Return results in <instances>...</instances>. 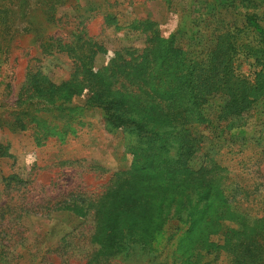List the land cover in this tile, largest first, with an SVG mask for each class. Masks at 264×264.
Here are the masks:
<instances>
[{"label": "trees", "instance_id": "trees-1", "mask_svg": "<svg viewBox=\"0 0 264 264\" xmlns=\"http://www.w3.org/2000/svg\"><path fill=\"white\" fill-rule=\"evenodd\" d=\"M62 1L35 0V8L45 13L50 21L54 17L52 11L61 6ZM28 5L29 0H0V25L8 27L13 17L17 18L20 13L25 15ZM243 17L252 35L251 40L248 38L246 43L242 42L246 40L241 38L240 30L228 28L216 31L212 50L200 59L174 47V36L161 41L148 37L142 48L126 50L107 69L94 73L92 66L97 45L88 38L84 40V35L80 37L78 30L72 40L52 36L40 45L41 49L49 46L68 54L74 65V76L69 86L75 88L80 84L85 87L88 95L85 105L102 111L103 123L108 130L127 132L136 146H145L151 152L146 161L133 162L132 170L115 175L106 194L94 199L82 194H68L61 201L49 199L35 209H27L22 200L29 181L17 175L3 177L0 264H26L19 261L23 254L14 251L27 241L28 229L22 218L34 214L50 216L52 210L66 211L91 222L88 237L92 244L98 245L95 257H104L99 258L96 264H102V260L119 251L134 253L135 247L140 245L148 252L154 251L153 244L159 235L163 237L169 231L167 241L171 240L175 236L171 229L179 230L177 227L180 224L188 222L193 223L188 231L194 230L192 236L186 240L192 249L204 250L208 256L224 252L229 259L228 264H264V224L261 229L238 230L234 234L220 223L228 219L243 229L246 223L253 220L264 222V175L260 170V159L256 158V155L260 157L264 154L261 145L264 120L259 123L262 130L255 140L256 149L240 147L233 153L243 155L237 161V172L247 171L250 175L247 178L242 179L239 175L230 180L218 178L214 171L226 168L213 164V169L208 170L204 165L205 161H210L206 152L199 169L194 172L189 169L190 162L198 157L206 144L229 141L226 137L229 135V132L226 133L229 124L238 125L237 128L249 127V121L255 117L254 104L264 103V27L256 14H245ZM107 19L114 21L110 15ZM137 23L141 24L139 20ZM198 38L195 40L200 42ZM240 56L253 63L251 77L235 73L234 66ZM40 90L41 96L46 90L43 83L9 113L0 105V130H32L38 147L51 138L62 139L61 133L52 132L42 124L49 122L54 130L60 127L63 133V128H67L63 121L66 115L70 124L77 121L75 124L81 125L84 114V108H60L45 109L36 116L32 109L33 100ZM3 114L6 116L3 117ZM5 152L6 147L0 143V158L5 156ZM151 173L164 177L162 180L168 182V188L171 186L170 178L181 176L180 187L183 189L178 199L163 196L154 202L152 196L146 195L144 185L138 189L141 194L134 190L136 184H143L138 178L144 181L143 175ZM205 173L208 176L203 178ZM197 213L208 216L210 227L217 228L215 233L219 230L224 236L229 232L232 235L228 240L225 238L221 245L208 242L207 234L198 229L205 216L196 218ZM225 228L224 233L222 230ZM70 238L73 239V233L66 234L54 246L52 253L58 257L66 255L64 251L71 242ZM39 258L42 261L37 264H52L42 256ZM200 258L201 264H210L203 263L201 255ZM191 263L200 264L199 261Z\"/></svg>", "mask_w": 264, "mask_h": 264}, {"label": "rangeland", "instance_id": "rangeland-1", "mask_svg": "<svg viewBox=\"0 0 264 264\" xmlns=\"http://www.w3.org/2000/svg\"><path fill=\"white\" fill-rule=\"evenodd\" d=\"M62 2L61 6L52 11L54 17L50 21L45 13L35 8V0H29V8L25 15L20 13L17 18L13 17L8 27L0 25V105L5 107L6 112H11L35 91L36 86L43 83L45 92L40 96L39 94L42 93L40 90L33 100L35 104L32 109L35 115L45 109L84 108L82 124H75L77 121L70 124L66 115L63 121L67 128H63L62 133L60 127L54 130L53 125L45 122L42 124L43 127L48 126L52 132L61 133L62 139L51 138L39 147L34 142L32 130L25 132L0 130V143L6 147L5 156L0 158V204L4 199L1 180L8 175H17L29 181L22 198L27 209H35L49 199L61 201L63 197L69 195L82 194L91 199L97 198L107 193L115 175L130 170L133 162L146 161V157L151 152L145 146H136L127 132L120 129L108 130L103 123L102 111L85 105L88 96L85 87L80 84L75 85V88L69 86L74 76L72 59L66 52H59L56 48L49 46H45L46 49L40 48V45L48 42L50 37L69 41L78 30L80 37L84 35V40L88 38L96 43L97 52L92 66V72L95 73L107 69L112 61L124 55L126 50L142 48L148 37L161 41L174 36V47L189 53L190 57L200 59L212 50L216 31L228 28L232 31L240 30L241 38L246 40L242 42L246 43L248 38L251 40L252 35L244 24L245 14H256L260 25L264 27V0H63ZM108 15L112 16L114 21L107 19ZM138 20L141 24L137 23ZM196 37L200 38V42L195 40ZM252 65V62L240 56L234 66L235 73L251 77L254 71ZM253 111L255 117L249 121V127L237 128L238 125L229 124L226 130V133L229 132L226 136L229 141L221 143L214 141L206 144L201 153L197 154L198 157L190 162V172L199 169L206 152L205 155L210 161H205L204 165L208 170L213 169V164L226 168L224 171L220 169L214 171L218 178L230 180L235 175H239L242 179L250 176L247 171L237 172L239 169L237 161L243 155L233 153L240 147L248 149L257 147L255 140L262 130L259 123L264 120V103L254 104ZM4 116L6 114H3ZM262 144L264 147V140ZM256 158L260 159V170L264 175V154L260 157L256 155ZM206 176H208L206 173L202 175L203 178ZM143 177L144 181L138 178L139 183L143 184H136L134 190L141 194L142 191L138 189L144 185L147 189L146 195L152 196L154 202L163 196L167 199L173 196L176 200L183 189L180 187L183 180L181 176L177 179L170 178L169 188L168 182L162 180L164 177L156 176L154 173L144 174ZM194 178L197 182L198 177ZM163 185L165 186L162 187ZM52 211L50 216L34 214L22 218L25 228L28 229L27 241L14 250L23 254V258L19 259L21 263H40L42 259L39 256L52 264H62L63 260V264H96L104 258L95 257L98 245L92 244L88 237L91 233H89L91 225L89 220L77 218L66 211ZM202 216V213L196 214V218ZM207 220L210 219L205 216L198 229L207 234L208 242L221 245L225 238L228 240L232 235V232H229L224 236L219 230L215 233L217 228L210 227L211 222ZM220 223L227 226L234 234L238 230L261 229L264 224L253 220L246 223L245 228L242 229L236 222H230L228 219ZM192 224L188 222V224H180L177 227L179 230L171 229L175 232L171 240L167 241L169 231H166L163 237L159 235L156 243L153 244L156 249L154 251L148 252L140 245L135 247L134 253L119 251L116 255L102 260L101 263L192 264L191 261H199L201 264V255L203 263L228 264L229 259L224 252L221 255L208 256L204 250L192 249L186 241L194 231L188 233ZM222 231L225 233L226 228ZM68 233H73V239L70 238L71 242L64 251L66 255L58 257L57 254L52 253L54 246ZM185 251L188 253L185 254Z\"/></svg>", "mask_w": 264, "mask_h": 264}]
</instances>
